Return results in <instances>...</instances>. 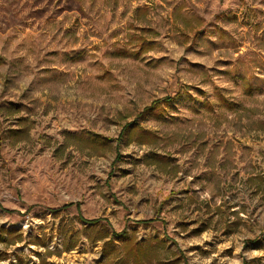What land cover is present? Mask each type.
<instances>
[{"label":"rangeland","instance_id":"374dc122","mask_svg":"<svg viewBox=\"0 0 264 264\" xmlns=\"http://www.w3.org/2000/svg\"><path fill=\"white\" fill-rule=\"evenodd\" d=\"M1 184L24 205L0 209V264H98L123 229L171 264H264V0H0ZM194 202L232 246L180 240Z\"/></svg>","mask_w":264,"mask_h":264},{"label":"trees","instance_id":"16d2710c","mask_svg":"<svg viewBox=\"0 0 264 264\" xmlns=\"http://www.w3.org/2000/svg\"><path fill=\"white\" fill-rule=\"evenodd\" d=\"M140 38V37H139ZM140 46L136 50H130V53L133 55H138L142 48L150 41L145 38H140ZM246 91L251 92V84H247ZM216 94L218 99L222 104L228 105L229 107H234L237 105L234 102L228 100L220 91L216 89ZM171 96L169 94L161 98L154 99L149 105L145 106L144 110H150L154 106L158 105L162 101L168 102ZM239 106V105H238ZM22 120L24 118L20 117ZM11 133L14 135H22L20 138L27 137L28 128L22 125L20 128H12ZM154 136V132L148 129L142 128L136 140L139 143H148L150 142V137ZM159 155L152 153L148 156V163L155 164L156 160L159 159ZM72 201L67 202L66 204H71ZM102 218H91L85 221L90 223H96L101 221ZM114 235H118L117 244L115 238L109 237L103 241L102 252L103 258L99 261L98 264H171L176 260L174 252L167 246V244L156 237H150L147 239H139L133 234H129L126 229L121 230L120 232H114Z\"/></svg>","mask_w":264,"mask_h":264},{"label":"crops","instance_id":"0c3cea01","mask_svg":"<svg viewBox=\"0 0 264 264\" xmlns=\"http://www.w3.org/2000/svg\"><path fill=\"white\" fill-rule=\"evenodd\" d=\"M63 173L62 175H64L66 172V170H62ZM66 178H68L67 176H65ZM75 179H70V183H73L75 184L74 182ZM151 184L149 188H147V191H151L156 193V190L162 188L163 189V183H164V177L163 176H160L156 179H151L150 180ZM65 184H67V182H65ZM6 186H3V184H1V187H0V209H2L3 207L4 208H7L8 206H10L11 209L13 208H16V209H19L20 211H22V206L24 204L20 203L19 202V199L17 197H15L14 195V190L11 189V191L9 192V189L5 188ZM53 188L54 186H50V188ZM19 188H22V186L20 185ZM28 185H27V191H28ZM43 195V193H41ZM40 195V196H42ZM144 194H142L141 197H139V199H141L143 197ZM179 195V194H178ZM148 197V196H147ZM146 197V198H147ZM42 198H44L42 196ZM95 201H102V198H100L99 196H95ZM91 199V197L89 198ZM156 199V198H155ZM162 199H164L163 195L160 193L159 195V200H160V203L162 202ZM80 200V199H79ZM4 201L5 205H2V202ZM29 202L30 201H33V200H28ZM34 201H39L43 204V206L47 205L49 206V202L46 203L45 201H42V200H34ZM81 201V200H80ZM168 201V199H166V202ZM64 200L60 199L59 202H57V205L58 206H61L62 204H64ZM100 203V202H99ZM91 202L90 201H81L80 202V209L82 211V215L83 214H86L87 211H94L91 209ZM175 205V204H172L170 205V208ZM163 207V206H162ZM44 208V207H43ZM169 208V209H170ZM174 208L176 209H172L173 211H171L172 214H175V213H178V206H175ZM147 211V209H146ZM208 210L206 211L205 208L202 209V211L199 209V207H196V202L192 203L191 204V208L190 210H188V214H190L192 216V218H190L189 220H187V224L184 225L185 227H182V229L180 230V234L186 236V237H181L180 240H184V243L187 245H192V246H195V247H198L199 245H206V244H217V245H222L224 247H230L233 245V242L231 240V237H233V234L236 232V230H238V228L236 227V229L234 230H228V232H230L229 234L226 232V231H223L225 230V228H223L222 230H220V232H222V235L221 233H219L218 235H216L217 237H210L211 233L213 231H217L220 229V226H215V224H212L210 219L212 218V215H213V212H208ZM203 215L204 216V220H202L201 222H197L198 220V216L199 215ZM206 217V218H205ZM181 223H184L181 221ZM180 223V225H181ZM180 225H177L175 227H173L172 229L173 230H178L179 231V226ZM159 235H161V233H157ZM228 234V236H227ZM235 241L238 240V236L236 235V237L234 238Z\"/></svg>","mask_w":264,"mask_h":264},{"label":"built area","instance_id":"2783aa9c","mask_svg":"<svg viewBox=\"0 0 264 264\" xmlns=\"http://www.w3.org/2000/svg\"><path fill=\"white\" fill-rule=\"evenodd\" d=\"M31 264H34L33 262H31Z\"/></svg>","mask_w":264,"mask_h":264}]
</instances>
